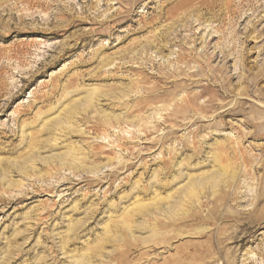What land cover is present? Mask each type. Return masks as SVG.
I'll return each mask as SVG.
<instances>
[{"label":"rangeland","instance_id":"1","mask_svg":"<svg viewBox=\"0 0 264 264\" xmlns=\"http://www.w3.org/2000/svg\"><path fill=\"white\" fill-rule=\"evenodd\" d=\"M262 189L264 0H0V264H264Z\"/></svg>","mask_w":264,"mask_h":264},{"label":"bare ground","instance_id":"2","mask_svg":"<svg viewBox=\"0 0 264 264\" xmlns=\"http://www.w3.org/2000/svg\"><path fill=\"white\" fill-rule=\"evenodd\" d=\"M178 59L181 61L182 59H184L182 56H178ZM188 62V61H187ZM194 83H197V81H193L192 82V84H194ZM205 90V89H204ZM92 94V93H91ZM91 98H93V96L91 97V96H89V95H86L85 94V97H84V100H85V102L86 103H88L90 100H91ZM196 95H194V96H191V97H189L188 98V100L186 101V106H187V108H189V107H198L196 104H194L195 103V100H196ZM83 101V100H82ZM81 101V102H82ZM92 101V100H91ZM94 101V100H93ZM93 101H92V104H93ZM85 103V104H86ZM88 106V105H87ZM92 108V107H91ZM197 109H199V108H197ZM73 111V110H72ZM71 111V113H73ZM68 112V111H67ZM69 112H70V110H69ZM68 112V113H69ZM68 119V118H67ZM257 126H261V125H257ZM258 129V128H257ZM73 154H74V152H73ZM69 157V156H68ZM72 157V156H71ZM63 159L65 158V157H62ZM73 158V157H72ZM68 159V158H67ZM73 161V160H72ZM75 161V160H74ZM223 169L222 170H218V172L216 173V174H214L212 177L214 178V180H218L219 181V178L221 177H223ZM211 179V178H210ZM208 180V179H204L205 181H211V180ZM214 184H215V181L213 182ZM202 184H201V182H196V186H201ZM190 186H194V184H190ZM256 199V201L258 202V204H256V205H259L261 202H264V189H262V190H260V191H258L257 193H256V196H254V198H253V200H255ZM174 204H180L179 203V201L177 200Z\"/></svg>","mask_w":264,"mask_h":264}]
</instances>
